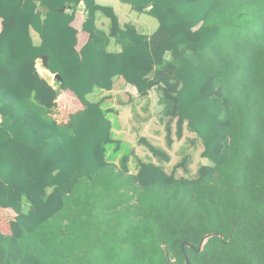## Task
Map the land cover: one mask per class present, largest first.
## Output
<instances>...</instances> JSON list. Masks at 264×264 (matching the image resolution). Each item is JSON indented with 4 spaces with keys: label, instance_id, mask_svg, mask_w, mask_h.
<instances>
[{
    "label": "trees",
    "instance_id": "1",
    "mask_svg": "<svg viewBox=\"0 0 264 264\" xmlns=\"http://www.w3.org/2000/svg\"><path fill=\"white\" fill-rule=\"evenodd\" d=\"M120 1L157 29L121 26L94 0H0V210L21 229L0 230V264H264V0ZM116 78L140 99L157 93L166 148L172 124L176 140L195 135L207 164L194 178L176 177L187 156L167 172V151L145 138L156 163L133 156L130 174L112 110L88 100ZM64 96L83 109L59 124Z\"/></svg>",
    "mask_w": 264,
    "mask_h": 264
},
{
    "label": "crops",
    "instance_id": "2",
    "mask_svg": "<svg viewBox=\"0 0 264 264\" xmlns=\"http://www.w3.org/2000/svg\"><path fill=\"white\" fill-rule=\"evenodd\" d=\"M94 1H95L96 4H98L100 6L112 7L113 10L115 11L117 17H118L119 24L121 26H123L124 24H127V23L128 24H132V23H129V20L131 18L133 20L136 19V23H133L132 25L135 26L136 30L140 34L151 35L153 33L152 30L155 27H156L155 28V30H156L157 27H158V25L155 23L156 24V26H155V24H153L151 19L149 18L150 19L149 20L148 17L147 18H141V21L138 22L137 18H135V16H134L135 11L132 10L131 6L129 4L121 2L120 0H94ZM85 14L86 13L84 11L83 5L81 4L77 8L74 20L72 22V27L74 29H76V31L78 33L77 34V46H76L77 50H79L84 45V43L87 41L86 33H84L81 30L82 23H83V21L85 19L84 18ZM143 15H145V13H143L142 16ZM95 23H96V26L99 29H101L102 31H104V32L108 31L109 21H108V19L103 17L100 13H98L96 15V22ZM0 30H1V21H0ZM30 35H31L33 44L35 46L39 45L40 40H39V37H38L37 33L34 30H31L30 31ZM119 50H120V48L117 45H115V43L111 40L110 44H109V51L110 52H118ZM44 71H46V70H44ZM40 74H41V72H40ZM49 77L53 78V76L50 75V74H49ZM127 90H129L131 92L130 93L131 96L125 95V92ZM63 93H65L64 95H71V97H74V95L72 93H70V92H63ZM103 98H105V99H104V101L102 103V108L108 109V110H112V113L109 115V119H110V121L112 123L113 138L115 140L121 141L124 146H127L128 148H130V150L133 151V155H130V157H129L128 169H129L130 174H134L136 172L137 167H136V164L134 162L133 156H136L137 158H139L142 161H148V160L152 159L151 154L147 151L146 154H144V155L148 159L142 158L138 154L137 149H136V148H140V145L138 144L136 146V148H135V145L134 146L133 145L130 146V145L126 144L124 141H122L119 138V134L121 132H123V130H125V129L129 130L131 127H135L136 126V122H134L132 114L136 115V113H138V112L141 113V111L136 106V104L133 103L132 99L133 98H137V100H139L140 98L137 97L135 89L130 87V86H128L124 82V80L122 78H116L114 80L112 89L110 91H101V90L99 91V90H96L91 95L88 96V100L89 101H98V100L103 99ZM74 99H76V98L74 97ZM69 100H71V99H69ZM58 105L60 106V104H58ZM72 108H73L72 111L65 113L66 116L65 115H64V117L63 116H59V118L57 119L59 124H65L66 121H67V115L71 114V113H74L77 110L83 109V106L77 100H73ZM61 112H63V111H61ZM139 138H145L149 143L154 145L150 141V139L146 138V136L144 134H141L139 136ZM156 147L161 148L163 150H166L162 146H156ZM202 151H203V149L201 150V153H202ZM167 153L170 156L169 151H167ZM119 159H120V155L117 156L116 160L114 161V164L117 165V166H118ZM170 160H171V156H170ZM153 162H155L154 159H153ZM174 166H173V168H174ZM164 168H165V166H164ZM172 169H171V171H172ZM165 170H166V168H165Z\"/></svg>",
    "mask_w": 264,
    "mask_h": 264
},
{
    "label": "rangeland",
    "instance_id": "3",
    "mask_svg": "<svg viewBox=\"0 0 264 264\" xmlns=\"http://www.w3.org/2000/svg\"><path fill=\"white\" fill-rule=\"evenodd\" d=\"M141 15V16H140ZM134 13L135 18H137V21L140 22L141 18H150L153 24H157L156 19L153 17H150L149 15L145 14L142 16V14ZM146 16V17H145ZM140 17V18H139ZM149 19V20H150ZM129 23H136V19H130ZM155 24V26H156ZM156 28V27H155ZM155 28L152 30V32L155 31ZM36 68L38 72L43 71L41 67V63H38L36 65ZM40 74V73H39ZM42 75L43 78H45L52 86H56L54 83V79L45 75V74H40ZM57 89V88H56ZM131 92L127 90L125 92V95L131 96ZM130 94V95H129ZM57 101V99H56ZM62 101L64 103H68L71 105L70 107L72 108L73 101L69 100L66 96L62 98ZM61 101V102H62ZM133 103L136 104V106L139 108L141 113H136V115L132 114L134 122H136L135 127H131L129 130L125 129L123 132L119 134V138L124 141L128 145H138V138L141 134H144L146 138L150 139V141L155 145V146H162L164 149L169 151V154L171 156V160L168 164H164L166 170L168 172H171V169L173 168L174 165H176L182 157L187 156L190 160V163L188 164V173H183L181 170L175 171L176 177H187V178H194L197 169L201 165L207 164L206 160L201 158V150L203 149L201 146V143L198 141V139L195 137V135L187 132L186 130L183 131V138L181 140H176L175 138V127L172 124V138H173V144L170 149L166 148V139H165V130H164V124L159 123L158 117H157V93L155 91H152L149 95V97L144 98V99H139L133 98L132 99ZM58 104V103H57ZM59 106V105H58ZM138 154L144 158L146 156L147 150L140 145V148H136ZM130 148L127 146H123L121 152L119 153L121 156L125 154L130 153ZM153 161V158L150 159ZM156 162V160L154 159ZM13 214L10 211L4 212L3 210H0V230L2 232L8 233L9 236H17L21 234V229L18 225H15L13 223ZM56 219V218H55ZM12 221V222H11Z\"/></svg>",
    "mask_w": 264,
    "mask_h": 264
},
{
    "label": "water",
    "instance_id": "4",
    "mask_svg": "<svg viewBox=\"0 0 264 264\" xmlns=\"http://www.w3.org/2000/svg\"><path fill=\"white\" fill-rule=\"evenodd\" d=\"M64 10H65V8H62L60 11H64ZM86 17H87V14L84 15V18H86ZM167 57H168V53L165 54V58H167ZM47 62H48V58L46 56H43L40 59V63H41L42 69L46 70V68H47ZM53 79L55 81H57V82H61V78L58 75H54L53 76ZM60 94H61V90L60 89H56L55 90V98L57 99ZM185 245H187V244H183V246H185ZM187 246H190V245H187ZM168 264H173L172 259H170V258L168 259ZM186 264H189L187 258H186Z\"/></svg>",
    "mask_w": 264,
    "mask_h": 264
}]
</instances>
